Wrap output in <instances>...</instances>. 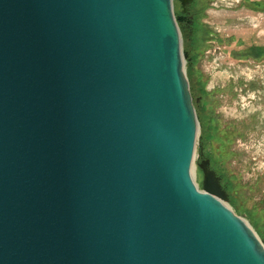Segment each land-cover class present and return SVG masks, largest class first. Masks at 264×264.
Instances as JSON below:
<instances>
[{"label":"water","instance_id":"obj_1","mask_svg":"<svg viewBox=\"0 0 264 264\" xmlns=\"http://www.w3.org/2000/svg\"><path fill=\"white\" fill-rule=\"evenodd\" d=\"M196 138L172 0H0V264H264Z\"/></svg>","mask_w":264,"mask_h":264},{"label":"rangeland","instance_id":"obj_2","mask_svg":"<svg viewBox=\"0 0 264 264\" xmlns=\"http://www.w3.org/2000/svg\"><path fill=\"white\" fill-rule=\"evenodd\" d=\"M193 10V34L177 22L197 118L192 177L201 190L208 163L225 205L264 244V0H196Z\"/></svg>","mask_w":264,"mask_h":264},{"label":"flooded vegetation","instance_id":"obj_3","mask_svg":"<svg viewBox=\"0 0 264 264\" xmlns=\"http://www.w3.org/2000/svg\"><path fill=\"white\" fill-rule=\"evenodd\" d=\"M176 2L179 8V14L176 16V21L189 33L193 34L196 26L194 19V7L196 0H172ZM256 2L253 6L256 7Z\"/></svg>","mask_w":264,"mask_h":264},{"label":"bare ground","instance_id":"obj_4","mask_svg":"<svg viewBox=\"0 0 264 264\" xmlns=\"http://www.w3.org/2000/svg\"><path fill=\"white\" fill-rule=\"evenodd\" d=\"M187 64V63H186ZM194 167V161H193V164H192V168ZM196 183V182H195ZM250 226V225H249ZM259 238V237H258ZM261 241V240H260ZM262 242V241H261ZM263 244V243H262ZM263 246H264V244H263Z\"/></svg>","mask_w":264,"mask_h":264},{"label":"trees","instance_id":"obj_5","mask_svg":"<svg viewBox=\"0 0 264 264\" xmlns=\"http://www.w3.org/2000/svg\"><path fill=\"white\" fill-rule=\"evenodd\" d=\"M220 180V179H219ZM221 187H222V185H221ZM222 189L224 190V188L222 187ZM225 191V190H224Z\"/></svg>","mask_w":264,"mask_h":264}]
</instances>
